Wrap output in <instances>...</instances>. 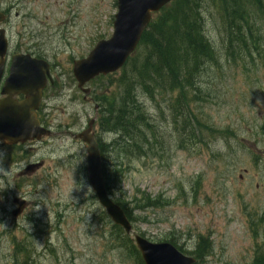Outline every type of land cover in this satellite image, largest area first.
Masks as SVG:
<instances>
[{
  "label": "rangeland",
  "instance_id": "374dc122",
  "mask_svg": "<svg viewBox=\"0 0 264 264\" xmlns=\"http://www.w3.org/2000/svg\"><path fill=\"white\" fill-rule=\"evenodd\" d=\"M5 1L18 6L4 26L11 49L45 48L59 87L56 84V91L45 101L44 118L53 134L41 143L21 147L13 157L16 161L0 148V232H5L0 235V264H13L16 243L28 241L34 248L31 264H131L101 237L109 235V226L99 227L92 220L93 211L98 213L100 207L88 197L86 177L83 182L75 172L77 165L85 164L87 147L74 135L95 118L96 108L71 80L72 61L86 56L98 40L110 37L115 0ZM208 34L220 49L214 21L208 22ZM256 64L258 69L244 74L219 60L221 79L216 80L215 69L205 73L203 87L213 97L200 110L212 125L236 132L235 139H220L207 149L179 150L166 131L163 159L124 161L118 194L122 201L145 193L169 202L162 209L134 211L133 216L143 219L133 223L135 233L153 242L173 237L187 251L198 235H208L213 254L204 264H251L254 240L249 222L264 216V67ZM97 84L104 86L106 81ZM87 87L94 92L92 84ZM143 102L153 123L171 129L165 103L157 109L154 102ZM93 131L101 139L106 137L97 123ZM235 144L242 149L238 151ZM228 145L233 146V154L229 155ZM37 162L42 166L33 173H21L27 164ZM5 190L8 196H3ZM13 196L28 201L22 217L16 219L10 214ZM37 219L41 228L47 224L45 232L32 226ZM18 260L21 264L22 257Z\"/></svg>",
  "mask_w": 264,
  "mask_h": 264
},
{
  "label": "trees",
  "instance_id": "16d2710c",
  "mask_svg": "<svg viewBox=\"0 0 264 264\" xmlns=\"http://www.w3.org/2000/svg\"><path fill=\"white\" fill-rule=\"evenodd\" d=\"M209 21L218 25L220 49L209 37ZM263 46L264 0H172L153 16L124 66L114 74L92 81V98L100 108V132L105 136L115 133L113 138L98 139L105 188L131 224L143 220L133 216L134 211L161 209L169 202L145 193L135 195L130 202L122 201L119 195L124 161L163 159L167 153L166 131H170L169 137L179 150L200 146L207 149L220 139L225 142L235 139L236 132L212 125L200 110L213 97L203 87L205 73L215 69L216 80L221 79L219 60H225L229 67L239 68L244 74L258 69V58L264 67ZM104 80V86L97 84ZM110 88L113 89L109 91ZM143 101L154 102L157 109L165 103L171 129H160L153 123ZM228 150H234L233 146L228 145ZM100 223L110 226L104 239L111 249L131 264H143L131 237L113 225L103 211H100ZM249 224L254 240L251 264H264V217ZM158 241H167L193 256L196 264H203L213 253L209 236L198 235L188 252L173 237ZM15 251L18 252L13 264H19L18 255L22 257L21 264H31L34 248L30 241L18 244Z\"/></svg>",
  "mask_w": 264,
  "mask_h": 264
},
{
  "label": "water",
  "instance_id": "95a60500",
  "mask_svg": "<svg viewBox=\"0 0 264 264\" xmlns=\"http://www.w3.org/2000/svg\"><path fill=\"white\" fill-rule=\"evenodd\" d=\"M117 12L112 23V34L107 40L98 41L86 58L73 62L72 73L82 88L88 81L98 75H107L123 66L135 50L140 37L147 27L151 15L158 12L170 0H116ZM7 41L4 32L0 31V75ZM48 75V64L32 59L29 55L12 57L9 77L5 86L15 87L14 92L25 94L21 103L0 102V142L13 145L27 140L39 139L48 132L40 128L32 110L36 109L40 91ZM87 92L86 89L83 90ZM93 121L88 129L77 135L88 145L86 171L88 183L111 221L121 227L126 234L131 231L123 210L107 195L101 172V162L97 142L89 134ZM22 207L23 202H18ZM20 211L15 212V215ZM135 244L144 264H193L194 259L186 257L168 243H151L136 235Z\"/></svg>",
  "mask_w": 264,
  "mask_h": 264
},
{
  "label": "flooded vegetation",
  "instance_id": "af4514ba",
  "mask_svg": "<svg viewBox=\"0 0 264 264\" xmlns=\"http://www.w3.org/2000/svg\"><path fill=\"white\" fill-rule=\"evenodd\" d=\"M15 1V0H14ZM19 1H22V0H19ZM18 8V6L16 5H13L12 3H8L6 6L5 4H3L0 9L2 10V13H4V15L6 16V19H5V22L8 23V20H9V13L10 11H14V10H18L16 9ZM15 14H18V13H15ZM25 18L26 17H30V14H25L24 15ZM3 26V25H2ZM5 29V28H4ZM6 30V29H5ZM13 53H16V52H13ZM10 55V54H9ZM46 60V59H45ZM9 65V64H8ZM8 65L7 67L4 69V72H3V75H2V78L0 80V100L3 99L5 97V95H2L1 93V87L3 85V82H4V79L7 77V74H8ZM50 72L52 74V64L50 63ZM49 86H46V88L43 90L42 92V102L40 103V106L38 107L37 111H36V117L39 119L40 123L42 124L43 127L46 126L44 120H43V116H44V101L47 97H49V89H48ZM14 99L18 100V101H21L23 99V96L22 95H16V96H13ZM47 127V126H46ZM35 143H38V141H31V142H28L26 144H35ZM24 144V146L26 145ZM0 148L3 149V151H6V152H10V159L14 156L15 152L17 151H20V148L21 146L20 145H15V146H6V145H3L0 143ZM22 173V172H21ZM28 206V202L26 201V207L25 209L27 208ZM25 209L23 210V212L25 211ZM23 212L21 213V217L23 215ZM11 213V212H10ZM12 214V213H11Z\"/></svg>",
  "mask_w": 264,
  "mask_h": 264
},
{
  "label": "clouds",
  "instance_id": "9594fccd",
  "mask_svg": "<svg viewBox=\"0 0 264 264\" xmlns=\"http://www.w3.org/2000/svg\"><path fill=\"white\" fill-rule=\"evenodd\" d=\"M106 136L107 138H113L115 136V133H112V132H109V133H106Z\"/></svg>",
  "mask_w": 264,
  "mask_h": 264
}]
</instances>
